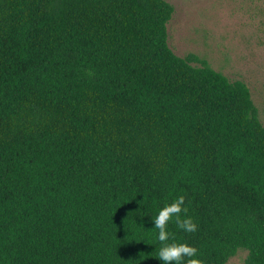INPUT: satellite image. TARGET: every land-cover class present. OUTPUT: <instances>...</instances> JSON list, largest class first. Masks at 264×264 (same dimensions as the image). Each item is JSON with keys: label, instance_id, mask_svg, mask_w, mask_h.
<instances>
[{"label": "trees", "instance_id": "16d2710c", "mask_svg": "<svg viewBox=\"0 0 264 264\" xmlns=\"http://www.w3.org/2000/svg\"><path fill=\"white\" fill-rule=\"evenodd\" d=\"M174 12L0 0V264H161L164 243L264 264V123L243 80L176 54Z\"/></svg>", "mask_w": 264, "mask_h": 264}, {"label": "rangeland", "instance_id": "374dc122", "mask_svg": "<svg viewBox=\"0 0 264 264\" xmlns=\"http://www.w3.org/2000/svg\"><path fill=\"white\" fill-rule=\"evenodd\" d=\"M169 44L179 56L195 53L249 87L264 123V0H168ZM240 249L225 264H244Z\"/></svg>", "mask_w": 264, "mask_h": 264}, {"label": "clouds", "instance_id": "9594fccd", "mask_svg": "<svg viewBox=\"0 0 264 264\" xmlns=\"http://www.w3.org/2000/svg\"><path fill=\"white\" fill-rule=\"evenodd\" d=\"M184 198L178 197L174 202L161 208L156 215L154 221V228L158 229L157 239L160 242H166L170 236L167 231V224L173 217H178L181 212H185L186 209L183 207ZM178 224L187 232H194L196 230V224L191 221L190 218L185 219L182 223L178 221ZM197 249L184 243H164L158 252L156 257L161 264H182V261L187 259V264H201L196 259Z\"/></svg>", "mask_w": 264, "mask_h": 264}]
</instances>
